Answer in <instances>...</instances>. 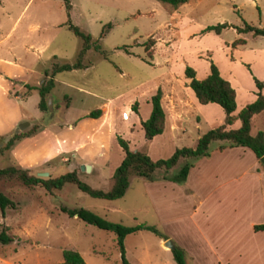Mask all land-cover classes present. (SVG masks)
Segmentation results:
<instances>
[{"label":"rangeland","instance_id":"374dc122","mask_svg":"<svg viewBox=\"0 0 264 264\" xmlns=\"http://www.w3.org/2000/svg\"><path fill=\"white\" fill-rule=\"evenodd\" d=\"M68 1L69 10L63 0H0V147L6 136L36 128L0 148V167L12 164L32 174L46 171L47 176L74 170L90 187L107 190L122 158L117 136L154 160L168 157L176 147L193 146L198 133L220 122L217 107H209L203 109L209 120L195 124V108L189 104L180 127L170 129L165 122L161 133L144 138L136 120L148 116L157 88L161 95L176 89L185 65L202 75L211 60L235 89L236 108L255 93L251 75L264 83V35L236 30L244 23L264 26V0H188L174 10L156 0ZM68 23L90 35L86 67L56 72L45 108H40L37 86L46 79L44 69L53 61H73L81 44ZM217 23L226 26L218 33L203 30ZM149 37L154 42L147 56L142 42ZM238 37L244 43L231 49ZM102 106L101 117H84ZM124 108L132 110L127 119L120 115ZM250 122L251 134L264 132V111ZM224 144L212 140L208 150ZM236 148L223 159L213 155L198 165L200 172L195 169L188 183L195 187L191 195L183 182L174 181V189L147 193V179L137 175L129 177L123 195L114 199L90 196L71 182L46 190L2 179L0 191L15 207L0 212V231L11 238L0 241V264L58 262L63 248L78 251L85 264H123L114 233L68 215L65 209L72 207L128 226H154L158 234L139 229L125 235L123 256L129 264H174L160 237L181 247L187 264H264V231L248 225L262 201L260 190L255 181L244 186L246 175L237 176L254 153ZM183 162L179 159L166 172L155 169L153 180L177 173ZM80 164L91 167L84 171ZM220 165L226 169L224 177L216 169ZM257 166L264 170L259 160ZM207 192L195 213L194 205Z\"/></svg>","mask_w":264,"mask_h":264},{"label":"trees","instance_id":"16d2710c","mask_svg":"<svg viewBox=\"0 0 264 264\" xmlns=\"http://www.w3.org/2000/svg\"><path fill=\"white\" fill-rule=\"evenodd\" d=\"M163 4L166 9L174 10L180 4L187 0H156ZM64 7L69 10L70 3L68 0H63ZM105 25H109L108 23ZM225 23H217L215 25H206L203 30H213L218 33L219 29L225 27ZM67 27L71 32L81 39V44L76 52L75 58L71 62H58L53 61L49 68L44 69L43 74L46 76L44 82L37 86L39 101L38 106L45 108V97L48 94L50 88L54 84L53 75L58 71L70 70L73 68H83L86 64L83 63V56L85 51L91 44V38L88 33H85L78 29L77 26L68 23ZM238 32L250 31L253 35H264V26L256 27L250 24L244 23L243 27H237ZM103 31V28L101 32ZM154 40L147 38L142 42L143 49L147 53V56L151 55V46ZM244 43V39L238 37L231 42V46ZM97 46V45H96ZM209 72L202 78L195 77L194 69L185 65L183 68V74L189 78L187 85L192 89L194 96L199 103L214 102L218 104L223 110V121L214 127L202 132L197 138L193 146H181L176 147L172 153L166 158L151 159L145 152L137 149H130L127 145V141L116 137L117 142L122 151V158L118 165L115 167L111 175V185L107 190H101L98 188L90 187L85 182L81 181L74 170L65 171L56 176H38L37 174L28 173L25 168L15 166L12 164L0 167V180L2 179H16L24 185L40 184L44 189L51 190L60 188L64 182H71L81 191L87 193L93 197H100L106 199H114L123 195L129 185V177L131 175H137L147 180H153L157 177L154 175L155 169H162L167 171L171 168L179 159H184L180 169L175 174H164L161 176L163 179L171 180L177 183H182L186 177L188 168L192 165L193 160L206 156L209 153L208 146L212 140H223L226 142L224 145L235 146L241 145L248 147L255 155V157L264 164L262 155L264 154V132L257 131L254 134L250 132V121L253 114L258 113L264 109V91H262L263 83L255 76H251L253 83L256 87L255 98L244 104L236 113L235 116L231 114V111L235 108V90L231 86L228 80L223 78L216 67V65L210 60ZM24 86L27 89L33 88V86L25 83ZM161 91L159 88L150 96V111L148 116L140 121V126L143 131L145 139H150L156 134L161 133L165 122V111L160 103ZM131 107L135 109V103L131 104ZM101 113L100 108H94L89 110L85 116L98 117ZM239 120L237 127H229L233 119ZM36 128H31L29 133L35 131ZM29 133H14L0 148L9 147L15 139H18ZM224 145H219L223 147ZM14 208L15 202L0 191V212L3 214L5 208ZM68 215L76 214V217L82 221L95 225L98 228L110 230L115 235V241L120 249V257L123 264H129L123 256V239L126 234L134 232L139 229H148L156 234L155 227L152 225H146L143 223L135 225H124L119 222H112L97 215L93 211L84 207H72L65 209ZM254 231H264V223L252 224ZM161 236V235H160ZM11 240L10 236L0 231V241L5 243ZM174 264H187L184 259L183 249L177 245H174L170 249ZM61 260L58 262H51L49 264H85L78 251L71 248H63L61 250Z\"/></svg>","mask_w":264,"mask_h":264},{"label":"crops","instance_id":"0c3cea01","mask_svg":"<svg viewBox=\"0 0 264 264\" xmlns=\"http://www.w3.org/2000/svg\"><path fill=\"white\" fill-rule=\"evenodd\" d=\"M188 1V0H187ZM187 1L186 2H184V3H182V4H180L178 7H180V6H182V5H184L185 3H187ZM16 20V19H15ZM15 20L13 21V23H12V25H11V27L13 26V24L15 23ZM10 27V28H11ZM235 46V45H234ZM234 46H230L231 47V49H232V47H234ZM247 66H248V64H246ZM86 67V66H85ZM84 68V67H83ZM194 72H195V70H194ZM209 72V67L207 68V70H205L204 72H203V74L202 75H197L196 74V72H195V77H197V78H202V77H204L207 73ZM220 74V73H219ZM252 76V75H251ZM254 76V75H253ZM224 78V77H223ZM251 79H252V77H251ZM188 81H189V78L188 77H185L184 76V74H183V76H181L180 78H179V80H178V82H177V87H176V89L175 90H173L172 88H169V90L166 92V93H162V95H161V98H160V103H161V106H162V108L164 109V111H165V122H167L168 123V127L170 128V129H174V128H176L177 126L178 127H180L181 126V120L182 119H185L187 116H186V111H187V109H186V106H188L189 104L193 107V108H195V114H194V121H195V124H198L200 121H205L204 119H207V120H209V117L206 115V113H204L203 112V109H206V108H209V107H217L216 109H217V111H218V114L220 115L221 114V120H220V122H218V123H216L214 126H216L217 124H219V123H221L222 121H223V116H224V113H223V110L221 109V107L218 105V104H216V103H214V102H207V103H199L198 101H197V99H196V97L194 96V93H193V91H192V89L187 85V83H188ZM252 82H253V80H252ZM263 83V82H262ZM253 85H254V83H253ZM232 86V85H231ZM235 90V89H234ZM256 91V87H255V85H254V92ZM262 91H264V83H263V88H262ZM255 98V93L252 95V96H250V98L247 100V102L246 103H248V102H250V101H252L253 99ZM164 100V101H163ZM235 100H236V93H235ZM166 101H168L167 103H166ZM164 102V103H163ZM235 103H236V101H235ZM245 103V104H246ZM215 105H217V106H215ZM244 105V104H243ZM242 105V106H243ZM242 106H239L238 108H236V106H235V108L233 109V111H231V114L233 115V116H235L236 115V113H237V111L242 107ZM138 109V106H136V110ZM100 110H101V113H100V115L98 116V117H101L102 115H103V112H104V109H103V106H102V108H100ZM122 111H126V113H127V111H132L131 109L129 110L128 108H124V109H122L121 110V112ZM262 111H264V109H262L261 111H259L258 113H255V114H253L252 115V117L254 116V115H257V114H259V113H261ZM109 111L107 110V113H108ZM120 112V113H121ZM84 117H85V115H84ZM86 117H88V116H86ZM251 117V118H252ZM128 118V116H126V118H124V119H127ZM146 117L144 116V117H141V116H139L138 117V119L136 120L137 121V124H139V126H140V121L141 120H143V119H145ZM136 121H135V123H132V125H131V127H130V129L132 128V127H134V125L136 124ZM165 122H164V124H165ZM251 123V122H250ZM239 125V120L237 119V118H234L233 119V121H232V123L229 125V127H237ZM214 126H212V127H214ZM141 127V126H140ZM211 128V127H210ZM201 134V133H200ZM199 133H198V135H197V137L200 135ZM99 144H101V142H98ZM236 147H241L242 149L240 150L241 151V153H247L246 152V150H245V148H248V147H246V146H241V145H235V146H224V147H219V148H216V149H214V150H212V151H209V153H208V155H206V156H201V157H199V158H197L195 161H194V163H193V165H191L189 168H188V170H187V174H186V177H185V179H184V181H183V184L186 186V187H188V189H189V191H190V193H189V195H191L192 193H193V191H194V188L195 187H192V186H189V181H190V175L192 174V173H194V171H196L195 169H197V172H200L199 171V167L200 166H198V165H201L200 163H202V161H205V159H207V160H210L211 158V156H213V155H219L220 156V158H222L223 159V157H225V155L227 154V152L228 151H232V150H234V149H237ZM249 149V148H248ZM228 153H230V152H228ZM228 155V154H227ZM247 155H248V153H247ZM250 156L249 157H251V161H250V164H248V165H245V167L243 168V169H241L240 170V172H239V174L237 173V176H239L240 174H243V175H246L245 177H248V178H246V180H243V182H244V186H246L247 184H249V182L251 183V181L253 182V181H255V183H257V186L259 187V195H261V202L258 204V206H256L257 207V214H256V216H254V217H251L249 220H248V225H250V224H255V223H264V200H263V198H264V170L262 169V168H260V167H256V169L254 168L256 165H257V163H258V159L255 157V155L254 156H251V154H249ZM217 159L219 158V157H216ZM90 165V164H89ZM90 167H91V165H90ZM220 167V168H219ZM218 168H216L217 170H219V177L220 176H223L224 177V175H225V168L222 166V165H220ZM248 172V173H247ZM248 175V176H247ZM225 180L226 179H222L220 182H219V184H218V186L217 187H219V185H223L224 184V182H225ZM175 183L173 182V181H170V180H147V182H146V184H145V186H146V189H147V193L149 192V193H153L154 192V190L155 189H157V188H162V189H164V190H167V188H171V189H174V187H175ZM207 194H208V192L207 193H205V195L202 197V198H200L199 199V201L197 202V204L196 205H194V212L196 213V212H198L200 209H201V207L203 206V204H204V201L206 200V197H207ZM235 215H237V213L235 214ZM199 227V226H198ZM199 229V228H198ZM258 231H262V230H257V232ZM256 232V233H257ZM199 233L201 234V236L203 237V238H206V235H205V233L204 232H202V231H200V229H199ZM255 233V232H254ZM199 235V234H198ZM164 236V235H163ZM168 236V235H167ZM163 241V239L160 237V239H159V243H161ZM206 242H207V244L209 245V240L206 238Z\"/></svg>","mask_w":264,"mask_h":264},{"label":"water","instance_id":"95a60500","mask_svg":"<svg viewBox=\"0 0 264 264\" xmlns=\"http://www.w3.org/2000/svg\"><path fill=\"white\" fill-rule=\"evenodd\" d=\"M46 104H47V107L49 108V109H51V100H50V97L49 96H47V101H46ZM23 127V124H22V122L19 124V126H18V128H22ZM8 138H9V136H6L5 138H4V142H6L7 140H8ZM262 160H263V162H264V154L262 155ZM80 169L81 170H84V171H87V170H89L90 169V165L89 164H80ZM36 174L37 175H40V176H47L48 175V172H46V171H38V172H36ZM75 216H76V214H74ZM162 244H163V246H166L168 249H171V248H173V243L171 242V240L170 239H168V238H166V239H164L163 241H162Z\"/></svg>","mask_w":264,"mask_h":264},{"label":"built area","instance_id":"2783aa9c","mask_svg":"<svg viewBox=\"0 0 264 264\" xmlns=\"http://www.w3.org/2000/svg\"><path fill=\"white\" fill-rule=\"evenodd\" d=\"M120 115H121V117L124 119V118H126L127 113H126V111H122V112L120 113Z\"/></svg>","mask_w":264,"mask_h":264}]
</instances>
